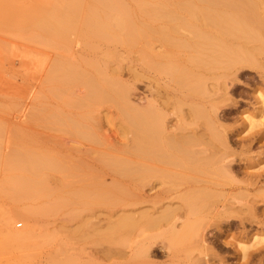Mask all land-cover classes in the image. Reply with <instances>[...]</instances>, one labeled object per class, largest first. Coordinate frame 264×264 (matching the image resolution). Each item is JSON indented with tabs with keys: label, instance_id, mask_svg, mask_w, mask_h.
<instances>
[{
	"label": "bare ground",
	"instance_id": "6f19581e",
	"mask_svg": "<svg viewBox=\"0 0 264 264\" xmlns=\"http://www.w3.org/2000/svg\"><path fill=\"white\" fill-rule=\"evenodd\" d=\"M63 1L31 94L48 132L37 166L58 172L41 208L65 211L60 226L99 209L112 264H264V0ZM5 215L0 256L32 235Z\"/></svg>",
	"mask_w": 264,
	"mask_h": 264
},
{
	"label": "rangeland",
	"instance_id": "374dc122",
	"mask_svg": "<svg viewBox=\"0 0 264 264\" xmlns=\"http://www.w3.org/2000/svg\"><path fill=\"white\" fill-rule=\"evenodd\" d=\"M151 1L154 2V0ZM160 1L162 0H159L158 2ZM257 1V3L262 2L259 0ZM63 3V0H0V214H6L5 216L9 217V221L6 225L7 229L21 234L28 228L31 230L32 234L31 239L27 241L25 245L7 247L5 252L3 251L4 254L0 256V264H49L48 259L56 257L58 254H60L61 257L71 259L72 264L113 263L112 260L107 261L104 253L106 245L101 242V234L105 231V227H103L101 222L98 223L97 221L102 220L105 216L99 209L95 208L89 209L85 212H72V215H77V221L82 218L86 221L88 220L87 224H82L80 221H74V223L60 226L55 221H57V218L60 217L61 214H65L66 212L64 211L63 213L62 210H43L40 206V203H44L46 201V199L44 200V196H41L43 192L42 189H44L43 187L45 185L44 181L46 179L44 177H47V179L49 177L50 179L55 178V175L57 177L58 172L56 171V167L52 165L50 161H48L50 164L46 160H43L41 163L39 162L40 164H38V166H42L46 163V165L49 164V167L48 165H44L43 167L37 166V161L44 159V153L41 154L42 159L40 158V151H42L41 148H43L40 147L43 143L40 136L43 137L44 134L48 133L45 129L46 125L43 123V117H40L41 113H38V104L40 100L37 99L38 97H36L37 95L35 92L38 90L37 85L40 80L38 77L40 75L38 56L43 51L51 52L52 49H56L54 48L56 45L53 41L54 39L52 38L54 22L51 23V21L52 17L59 14L64 8ZM261 6L263 8L264 5ZM60 7L63 8L60 10ZM45 44L46 46H44ZM50 44L55 46L52 48ZM68 45L72 48L75 47L72 46L73 44ZM182 50L184 52L187 51L189 56L193 55V52H190L189 50L180 48V51ZM249 79H255L254 74L245 73L240 79V85H243L242 83L250 84ZM148 81H151V78L146 81L143 80L141 83L137 84V94L142 93L141 95H144L147 93L145 89L146 86L144 87V85H147ZM29 92L30 94L28 97L27 94ZM34 92V95L36 96L31 95ZM35 117L36 119L33 120ZM36 123L43 126L37 125ZM228 125L232 124L229 123ZM41 127L45 130H41ZM30 129L31 131H29ZM17 154H21L23 157L19 158L21 155L18 156ZM29 156L33 158L32 162V158ZM15 157H17L18 160ZM26 158H30L31 160H25ZM34 158L36 161H34ZM38 158L40 160H37ZM7 159H11L13 162H18V166H15L17 163L14 165L15 167L13 166V168H15V172H12L14 171L13 168L9 169L7 167V161H9ZM21 161L24 163V166L30 167L35 162L34 166H32L33 169L32 167H28L26 169L21 164ZM28 162L30 165H28ZM16 167L18 169L20 168L17 170L18 172H16ZM44 167L45 169L48 167L50 171L48 169V171L43 169ZM37 169H39V172L41 170L43 173L40 172L39 174ZM9 170H12L11 172L13 174L10 173ZM20 170L24 172L23 177H25L24 174H29L28 176L31 179L32 177L36 179L37 176L42 178L39 179L38 177L35 181L34 179H32V181L27 178L28 176L25 177V180L28 179L26 180L27 182L36 183L35 185L33 184L34 186L32 185L33 187L31 188L34 190L33 193L31 192L34 200L29 198L31 196L28 197L21 194L23 193V190L20 188L24 187L25 189L28 183L24 180V178V181L18 180L20 178L22 180V174L19 175L21 172ZM16 173L18 174L16 175ZM33 174H36V176L31 177ZM10 176H12V178ZM51 176L53 177L51 178ZM38 180H40L39 185L36 182ZM11 181L15 182L12 183ZM20 182L24 183H21L20 186ZM12 184H14V186ZM38 186L42 189L38 188ZM19 189L21 190V193H19ZM36 189L38 190L37 192ZM40 190H42V192H40ZM44 194L45 191L43 195ZM16 212L27 218L28 222L26 223L19 219L15 215ZM162 241L163 240L159 239L155 242L158 245L159 242ZM164 260L165 259L161 258L160 254L156 258V261L159 263Z\"/></svg>",
	"mask_w": 264,
	"mask_h": 264
}]
</instances>
